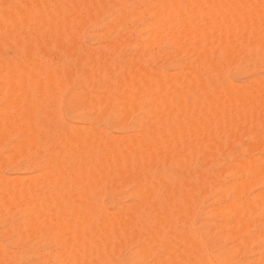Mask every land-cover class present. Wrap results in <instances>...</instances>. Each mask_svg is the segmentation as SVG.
<instances>
[{
    "label": "bare ground",
    "instance_id": "bare-ground-1",
    "mask_svg": "<svg viewBox=\"0 0 264 264\" xmlns=\"http://www.w3.org/2000/svg\"><path fill=\"white\" fill-rule=\"evenodd\" d=\"M15 1L0 0V170L22 159L26 172L40 173L0 178V222L18 219L1 228L0 264H17L7 246L25 258L39 243L46 251L37 264H114L128 246L134 249L120 264H249L237 255L257 243L264 253V232L251 233L264 220V156L253 154L255 146L264 154V77L242 87L225 74L231 67L251 74L264 61V0ZM90 10L109 19L98 21ZM88 14L95 27L105 25L102 37L114 38L109 55L78 44ZM133 21L145 23L137 29ZM130 45L132 56L114 60ZM175 52L195 65L182 54L172 65ZM61 54L75 57L73 69ZM143 58L178 72L142 68ZM62 107L94 130H63ZM245 116L248 126L238 129ZM100 123L126 134L132 123L140 132L110 136L95 128ZM240 135L259 142L250 144L252 154L247 142L237 146ZM227 150L233 160L220 163V172L230 182L193 166ZM165 165L174 166L172 174L154 173ZM128 185L135 200L120 206L116 195ZM253 186L262 190L249 197ZM202 197L215 200L214 207L207 202L218 236L204 226L195 229L202 238L193 231ZM252 264H264V255Z\"/></svg>",
    "mask_w": 264,
    "mask_h": 264
},
{
    "label": "rangeland",
    "instance_id": "rangeland-1",
    "mask_svg": "<svg viewBox=\"0 0 264 264\" xmlns=\"http://www.w3.org/2000/svg\"><path fill=\"white\" fill-rule=\"evenodd\" d=\"M15 1V0H14ZM14 1H12V0H10V1H5L4 0V2H6V3H9V2H14ZM17 1H19V0H17ZM17 1H15V3L17 2ZM44 1V0H43ZM46 2L48 1V0H45ZM2 2V1H1ZM2 3L3 5L5 4L6 5V3ZM15 3H14V5H15ZM18 3V2H17ZM16 3V5L15 6H18V4ZM95 5H93V9L95 8L94 7ZM89 8H91L92 9V5L91 6H89ZM92 9V10H93ZM89 12H91V13H93V11H89ZM94 14V16H95V18H97L98 16L97 15H99L98 13L97 14H95V12L93 13ZM89 15V14H88ZM88 15H83L82 17H81V19H82V23L83 24H85V25H87V26H85V28H84V26H83V24H80L79 22V24H78V27H80V26H83L82 27V29L84 28L85 30H80V31H82V32H80L79 31V29H78V27H77V29H78V31L80 32L79 34L81 35V37L79 38V36L80 35H78V42L80 41V43H78L80 46H82V47H85L86 49H88V50H90V51H93V53H97V52H104L105 54H107V52H108V47H109V44L111 45L112 44V42L114 41L113 39L114 38H110V37H102V34H104L105 33V25H96V27H95V25L92 23L91 24V22H88L89 20V17L92 15V14H90L89 16ZM85 16H87V18L85 17ZM97 16V17H96ZM99 17H101L102 18V16L101 15H99ZM98 17V18H99ZM84 18H85V20H84ZM95 18H93V15H92V19H94V21L96 20ZM107 18L109 19V17L107 16ZM91 19V18H90ZM91 19V21H93ZM108 19H106L105 18V20H104V18H102V19H98V21H100V20H103L104 22L106 21V20H108ZM97 21V20H96ZM134 22V24L132 23V26L133 25H136L134 28H136L137 27V29H139V27L140 28H142L141 27V25L140 24H144L145 22H138L137 23V21L135 22V21H133ZM77 24L75 23V25L77 26ZM75 25H73L74 27H76ZM103 26V27H102ZM90 29H91V31H90ZM107 29V28H106ZM87 33V34H86ZM94 33H96V34H94ZM97 33H99V35L100 36H98V34ZM133 34H135L136 36H137V34L136 33H132V35ZM92 35V36H91ZM96 35V36H95ZM86 36H89V37H86ZM129 36H130V38H134V37H131V33H129ZM97 37V38H96ZM100 37H102V38H100ZM100 38V39H99ZM80 39V40H79ZM112 41V42H111ZM102 44V45H101ZM89 45V46H88ZM81 47V48H82ZM167 47V48H166ZM98 50H97V49ZM50 49V48H49ZM49 49H48V52H49ZM53 49V51H51ZM82 49H84V48H82ZM86 49H84V50H86ZM162 49H163V47H162ZM165 50L166 49H168L169 51H173L174 49H172V48H170V46L168 47V46H165V48H164ZM163 49V50H164ZM55 49L54 48H51L50 49V51H51V54H53L54 52H56V51H54ZM136 50V49H135ZM134 50V48L130 45V47H125L119 54H117V55H115L114 56V60H116L115 58L117 57V59H121L122 57H126V56H128V55H130V54H132L133 55V53H135L136 51ZM176 51H177V49H175ZM174 50V51H175ZM105 51H107V52H105ZM167 51V50H166ZM173 51V52H174ZM47 52V53H48ZM58 53V52H57ZM179 53H180V55H179ZM49 54H50V52H49ZM50 54V55H51ZM59 54V53H58ZM110 53H108L107 55H109ZM181 52H175V61H173V59H172V62H174V63H172V65H174V64H176V62L178 61H180V56H181ZM54 55H55V53H54ZM68 56H69V59H66V58H68V57H64L62 54L60 55L61 56V60H64V61H66L67 62V64H66V62H63V64H65V67H68V68H70L71 67V69H73L74 67H73V64H74V66L76 65L75 63H76V60H75V57L74 56H72V55H69V54H67ZM132 55H130V56H132ZM156 55V54H155ZM177 55V56H176ZM49 56V55H48ZM48 56L47 57H43V59H46V60H44V61H49L50 59L48 58ZM53 56V55H52ZM179 56V57H178ZM186 55H184L183 56V54H182V58L181 59H183V60H181V61H184L185 60V62H187V61H191L192 59H194V58H190L189 59V56H188V58H187V56L185 57ZM74 57V58H73ZM129 57V56H128ZM155 57L156 56H154V60H155ZM191 57V56H190ZM71 58H72V61H71ZM149 58V57H148ZM147 58V59H148ZM179 60H178V59ZM184 58H187V61H186V59H184ZM42 59V60H43ZM48 59V60H47ZM123 59V58H122ZM147 59L145 58H143L142 59V61L144 62V63H142V61H139V65H141V63L143 64V66H142V68H146V69H148V67L150 68V69H158L159 71L161 70V71H165L166 70V72H168L167 74H169V72H170V74H171V72H174V71H176V72H178V70H176L174 67L173 68H170V67H172V66H170L169 65V63L167 62H165V61H162L161 60V62L160 63H157L158 62V60H156V62H154V61H152V64L153 63H155V65L153 64L152 66L154 67H152V66H150L151 65V63H150V61H149V63L147 62ZM51 60H53V59H51ZM68 60H69V62H68ZM151 60H153V59H151ZM177 60V61H176ZM159 61H160V59H159ZM180 61V62H181ZM62 61H60V62H57V66L59 65V66H61L62 65V63H61ZM71 62H73L72 63V65H71ZM75 62V63H74ZM177 62V63H178ZM192 62L193 63H190L191 65H195L194 63H195V61L194 60H192ZM148 63V64H147ZM156 63H157V66H159L160 67V69L158 68V67H156ZM164 63V64H163ZM261 63H263V64H261ZM261 63H259L258 64V66L259 67H257V68H255V71H253V72H251V74H250V72H242V73H244V75L243 74H241V73H236V71L235 70H233V69H235L234 67H231L230 69L228 68V72H225V74L228 76H226L225 78L226 79H228V81L230 82V80H231V82H230V84L231 83H233L234 85L236 84V85H240L241 84V86H242V84H243V86H246L247 84H250L251 82H254L255 81V79L254 78H259V79H261L262 77L261 76H263L264 77V61L263 62H261ZM145 64V65H144ZM71 65V66H70ZM170 67H169V66ZM64 66V65H63ZM63 66H61V67H58V68H62ZM140 66V67H141ZM162 67V68H161ZM166 67V68H165ZM64 68V67H63ZM164 69V70H163ZM175 69V70H174ZM263 69V70H262ZM232 71H234V73L232 72ZM233 73V74H232ZM172 74H175V73H172ZM241 74V75H240ZM233 75V76H232ZM225 76V75H224ZM257 78V79H258ZM254 79V80H253ZM256 79V80H257ZM248 80H250L251 82H249ZM253 80V81H252ZM247 81V82H246ZM237 82V83H236ZM246 83V84H245ZM232 84V85H233ZM245 84V85H244ZM242 86V87H243ZM235 87V86H234ZM233 87V88H234ZM237 87V86H236ZM240 86H238V88H239ZM241 87V88H242ZM70 90H71V86H68V87H66V89L64 90V92H63V95L62 96H64L65 97V95H67V93H69L70 92ZM222 98H223V96H222ZM224 99V98H223ZM216 100L217 101H222L220 98L218 99V97H216ZM2 100H0V104H2L3 102H1ZM5 104V103H4ZM1 106V105H0ZM5 106V105H4ZM1 107H3V105L1 106ZM64 107H62L59 111H60V114L62 115L63 113L65 114H63L62 116H64L65 117V119H63V117H62V120H61V115H59L60 116V118H59V127H61V128H63V130L64 129H69V127L71 126V124H72V126H74V125H76L77 127H78V129H77V133H79L80 131L79 130H82V128H80L79 129V125H81L82 127H83V125L86 127L87 125H88V127H86V129L83 127V130H82V132H84V130L85 131H88L89 133L91 132V129H93L94 130V128H93V126L91 127V128H89V126H90V124H88V123H84V122H81V121H78V120H76V121H74V119H72L71 117H69L68 115H67V113H66V109H65V111H64ZM63 112V113H62ZM243 118V117H242ZM242 118H240L241 119V123H242V125H244L243 127L241 126H239L238 127V129H244L245 128V126H248L246 123H247V120H248V117L247 116H245L243 119L246 121H242ZM69 119H71V120H73V121H69ZM239 119V120H240ZM239 120H238V122H239ZM78 121V122H77ZM74 122V123H73ZM77 122V123H76ZM237 122V123H238ZM244 122H245V124H244ZM67 123H69V124H67ZM81 123V124H80ZM84 123V124H83ZM67 124V125H66ZM74 124V125H73ZM79 124V125H78ZM130 125V126H129ZM238 125H240V123H238ZM62 126H64V127H62ZM69 126V127H68ZM71 126V127H72ZM80 126V127H81ZM96 126V127H95ZM94 127L95 128H98L97 130H99V129H102L101 131H103V132H105V133H107L108 134V132L111 134H109L110 136H115L116 135V133L118 132H116V131H114L115 129L114 128H112V127H108L106 124H104V123H100V124H96ZM98 126V127H97ZM128 126H129V128H130V130H129V128L127 129V134H126V131L124 132V133H119L118 132V134H117V136L118 135H126V136H131V134H133L134 135V133H136V134H138L140 131L138 130V129H134V128H132V123H129L128 124ZM75 127V126H74ZM89 128V129H88ZM107 131H104V129ZM111 128V129H110ZM132 128V129H131ZM88 129V130H87ZM70 130V129H69ZM90 130V131H89ZM73 133H76L75 131V129L73 130V128H72V130H71ZM139 131V132H138ZM113 134V135H112ZM129 134V135H128ZM135 134V135H136ZM134 135V136H135ZM243 135V134H242ZM244 136H245V138H244ZM244 136H241L240 135V137H239V139H241L243 142H241V143H239V141H237V143H238V147L240 146V148L241 147H244L243 145H247V143L249 144L247 147H248V149H249V151H251V149L252 148H254V147H252V148H250L251 147V145L250 144H254L253 146H255V144L256 145H258V143H257V141L254 143L251 139H249V137L248 136H246V135H244ZM116 137V136H115ZM243 137V138H242ZM16 140V137H15V139H14V137H13V139H12V143H14L13 141H15ZM244 140H245V144H244ZM256 140V139H255ZM226 142H228V143H225V147H226V149H228V147L230 146V140H226ZM247 142V143H246ZM253 142V143H252ZM226 144H229L228 145V147L226 146ZM241 144H243V145H241ZM224 146H223V148H224ZM246 147V146H245ZM246 147V148H247ZM258 147V146H257ZM255 149H257L256 148V146H255V148H254V150H253V152L251 151L250 153L252 154H254V156H257L258 158H260V157H262V156H264V154L263 153H259V151H256ZM258 150V149H257ZM225 151V150H224ZM223 151V152H224ZM255 151H256V153H255ZM220 152L221 151H219V153H217V155L218 156H215V158H217V159H214V161L212 162V163H203V162H195V163H193V166H195L196 167V169H198V171L200 170V168L202 167V165H203V168L204 169H201V170H204V171H210V172H208V173H206L205 172V174H209V173H211V172H214V171H212V170H215V174H217L218 172H220L221 170L220 169H222V167H220V166H222V165H220V163H222V164H224V163H230L231 164V160H233V159H231V160H229L230 159V157H229V155H228V150H227V152H225V154L224 153H221V156H219L220 155ZM0 153H2V152H0ZM249 153V152H248ZM247 153V154H248ZM249 153V154H250ZM2 154H4V152L2 153ZM248 154V155H249ZM250 154V155H251ZM5 155H6V152H5ZM224 155V157H222ZM249 155V156H250ZM251 156H253V155H251ZM253 156V157H254ZM260 156V157H259ZM256 157V158H257ZM218 158H220L219 160H222V161H217L218 160ZM225 158V159H224ZM226 158H228V160L226 159ZM255 158V157H254ZM224 160H227V162L226 161H224ZM15 161V160H14ZM230 161V162H229ZM215 162H216V164L220 167H217L216 166V164H215ZM233 162V161H232ZM202 165H201V164ZM196 164V165H195ZM227 165H229V164H226V165H223V170H225V167H227ZM201 166V167H200ZM13 168V169H12ZM173 169H175L174 168V166L173 165H165L163 168H160V169H155V170H157V171H155L154 170V173H157V172H159V173H164L163 175H165L166 176V174L167 175H170V174H172L173 173ZM194 169V168H193ZM196 169H194V170H196ZM200 170V173L202 172V173H204L203 171H201ZM16 171V172H15ZM17 171H19V172H17ZM193 171V170H192ZM40 173V171H37V170H35V172L34 171H31L30 173L29 172H26L25 171V161L24 160H16V162H12L9 166H7V167H5V168H3V169H1L0 170V178H2V177H4L6 180H8V177H9V179L11 180V178H18V177H20V178H22L23 176H25L24 177V179L27 177L28 178V176L30 175H32V177H33V175H36V176H38L37 175V173ZM172 172V173H171ZM193 172H195V171H193ZM223 172H224V174H223ZM153 173V172H152ZM158 173V174H159ZM214 173H212V175H214ZM161 174V175H162ZM179 174H181V173H178V175L176 176V178H178V176H180L182 179H183V177H184V175L183 174H181V175H183V176H181V175H179ZM219 174V173H218ZM217 174V175H218ZM222 174V175H221ZM15 175V176H14ZM220 175L223 177V176H226V177H224V178H226L225 180H227L228 178L227 177H229V176H227L226 175V173H225V171H222V172H220ZM179 177V178H180ZM219 177V180H220V176H218ZM178 178V179H179ZM224 178H221V180H220V182H223L224 181ZM23 179V178H22ZM182 179H180V180H182ZM222 179H223V181H222ZM229 179H230V181H231V176L229 177ZM180 180H178V181H180ZM230 181H226V182H230ZM24 182V181H23ZM225 182V181H224ZM259 187V186H258ZM257 186H253L252 187V190H250V192L252 193H250V194H248L249 195V197H253V195H255V194H257V191L258 192H260L261 190H260V188H258ZM254 188V189H253ZM133 189H134V186L133 185H128L125 189H122L120 192H118L117 193V195H116V197L118 198H116L117 199V202L119 203V205L121 206V205H125L126 207H127V205L129 206V205H132L131 203L135 200V198H132L131 197V195H130V193L133 191ZM105 190V189H104ZM257 190V191H256ZM128 193V194H127ZM122 194V195H121ZM122 196H123V198H122ZM125 196V197H124ZM130 196V197H129ZM212 197H208V198H206V197H202V198H200L201 199V201L199 202V198H198V204H200V205H198L197 203V205H198V207H195L197 210H196V212H194V215H193V218H192V224H193V231L195 232V234L197 235V237H199V238H202L201 237V235L200 234H198V232H199V230L201 229V227L202 226H204V228L203 229H206V230H214L213 229V227H214V223H216L215 221H217V219L216 218H214L213 219V217L211 216L210 217V213L208 212L209 210V207L211 208V204L210 203H208V202H211L212 203V205L214 204V202H215V200H214V202H213V200L211 199ZM214 199V198H213ZM122 200V201H121ZM208 201V202H207ZM197 202V201H196ZM205 203H206V205H205ZM103 204H104V206H106L107 205V207H106V209L109 211V212H111V211H113L114 209L107 203V201L104 199L103 200ZM196 204H195V206H196ZM111 207V208H110ZM212 207H214V205L212 206ZM207 208V209H206ZM202 209V210H201ZM204 210V211H203ZM210 210H212V209H210ZM195 211V210H194ZM207 211V212H206ZM204 212H205V214H204ZM206 213H208V214H206ZM207 215H209V217L207 216ZM212 219H213V221H212ZM216 219V220H215ZM257 219H259V218H257ZM256 219V220H257ZM17 217H13L12 219H10V220H8L7 222H0V229L2 228H6V226H7V228H9V226L10 225H14V224H16L17 223ZM208 221V222H207ZM262 221V220H261ZM202 222H204V223H202ZM259 220H258V222L256 223V225L257 224H259ZM201 223V224H200ZM197 224H198V226H197ZM206 227V228H205ZM256 227V226H255ZM254 227V228H255ZM254 228L251 230L252 232L251 233H253L254 232V234H255V236H260V234H258V233H263L264 232V220L262 221V222H260V224H259V226H257V228L255 229V231H253L254 230ZM2 229L0 230V231H2ZM3 229V231H6V230H4ZM198 231H196V230ZM215 229H216V225H215ZM208 230V231H209ZM210 232V231H209ZM214 232V235H216V236H218V234H215L217 231H212V233ZM200 233V232H199ZM256 234H258V235H256ZM264 234V233H263ZM262 235V234H261ZM222 242H223V240H221ZM0 243L2 244V246L4 247H6V244L2 241L1 242V240H0ZM0 244V245H1ZM32 247V245L30 246V248ZM7 248L9 249V250H12V251H9V253H10V255H11V252L13 253V258H14V255L16 254V256H18V259H17V257L15 256V259L17 260L16 262H17V264H18V262H19V264L21 263V264H37V263H39L38 262V260L40 261V255L39 254H45V246H44V244L43 243H39V244H37V245H35V247L33 246V248L31 249V251H33V253H31V251L29 252L30 253V255L29 256H27V257H23V256H21V254H18V253H16L17 251H19L17 248H13V247H11V246H7ZM6 248V249H7ZM17 249V250H16ZM134 248L131 246H128V247H125L124 249L122 248V250H120V251H118V253H117V255H116V258H118L119 259V262L116 260V258H115V262H114V264L116 263V261H117V263L118 264H120V262L121 261H125L127 258H129V256L131 255V253H132V251L131 250H133ZM14 250V251H13ZM16 250V251H15ZM124 250V251H123ZM261 250H262V246H261V244L259 243H257V244H255V245H253L252 247H251V251H248L247 253H243V254H240L241 256H239V255H237V259H239L240 261L242 260L243 262L245 261V263H247L246 261H248V263L249 262H251V263H249V264H252L253 263V261L254 262H256L259 258H262L263 257V255H264V253L263 252H261ZM44 251V252H43ZM37 253H38V255H37ZM261 253H263V254H261ZM18 254V255H17ZM32 254H34L33 256H32ZM121 254V255H120ZM215 254V251H212V250H208V255L209 256H213ZM36 255V256H35ZM261 255V256H260ZM12 256V255H11ZM46 257H48V256H46ZM244 258V259H243ZM251 258V259H250ZM21 259V260H20ZM50 260V259H49ZM48 260V261H49ZM256 260V261H255ZM21 261V262H20ZM51 261V262H50ZM49 262H47L48 264H54V263H52L53 261L52 260H50ZM41 262V261H40ZM55 262V261H54ZM55 264H57V263H55ZM59 264V263H58Z\"/></svg>",
    "mask_w": 264,
    "mask_h": 264
}]
</instances>
